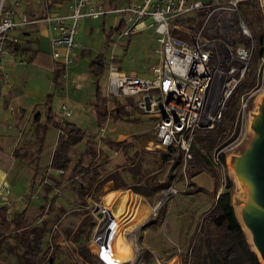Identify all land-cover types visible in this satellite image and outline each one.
I'll return each instance as SVG.
<instances>
[{
  "label": "rangeland",
  "instance_id": "obj_1",
  "mask_svg": "<svg viewBox=\"0 0 264 264\" xmlns=\"http://www.w3.org/2000/svg\"><path fill=\"white\" fill-rule=\"evenodd\" d=\"M27 1L29 6L33 4L37 13L42 14L44 9H48L47 4L50 0ZM52 2L63 5L67 0H53ZM241 9L255 38L259 39L262 32L261 10L249 2H244ZM118 16V13H114L113 18H108V23L110 24L112 21L113 25L117 23ZM147 23H150V20ZM131 37L136 46H132L125 61L133 62L134 65L156 63L157 58L154 52L156 43L146 41L147 38H150L149 34L141 33ZM89 41L92 46L91 50L100 48L103 41L100 26L98 31L90 32ZM25 44L27 45L21 46V61H24L33 50L29 44H35V41L29 39ZM147 52L151 54L149 57L145 56ZM253 63V66L256 64L255 72H252L251 68L248 76H254V87L243 88L242 84L228 106V110H235L236 126L234 130L228 132L221 127L225 136H223L220 148L205 152L208 156H216L217 152L222 151L226 157V164L220 169L217 167L214 170L204 168L202 172L192 177L187 176L183 164L176 159L165 160L163 158V154L155 144L154 121L142 115L134 98L121 99V102H127L128 106L132 108L131 111H125L123 115L124 118L143 119L141 125L119 124L110 119L105 129L99 130L90 104L97 85V77L94 74L89 73L91 77L84 78V80L81 75H77L76 81L65 77L64 81L66 84L68 83L65 92L67 91L66 94L71 96L70 98L65 93L59 92L60 87L52 82L50 76H47L46 80H41V84L46 83V87L51 88V91L56 90L51 105L59 112L61 104L68 101L74 108V114L69 120L80 125L85 131V138L77 147V151L73 153L74 157L78 158L91 135H94L91 138V141L94 142H101V137H108L113 141L125 140L130 146L127 150H111L101 143L98 164H101L105 171L99 178L83 176L72 182L66 181L53 189L40 186L36 193L31 190L30 183L20 194L16 189H11L12 193L8 200L15 202L14 196L17 194L25 202L41 205L46 203L49 206V216L45 218L44 222L38 221V225L44 223L47 229L39 241V246L42 251L49 247L53 253L51 257L41 258L37 264H115L117 260L110 257H105L109 263L105 262L100 256V246L94 243L96 242L95 231L99 219L103 217L98 216L95 208L100 206L101 210L100 204H108L112 200L111 205L113 207L115 205L114 210L118 211L124 196L128 197L126 203L131 206V210L121 214L120 219L124 227L126 242L133 237L131 243L134 246V252L131 257L130 255L127 257V259L130 257L127 262L119 264H181L185 253L191 251L193 236L199 229L203 216L212 208L218 194L225 190L231 191L232 203L244 228V211L248 205L249 194L246 181L239 173L238 162L247 155L248 148L255 142L257 132L254 122L264 100V76L261 73L258 75V60V64L255 59ZM35 67L28 63L25 67H21V70L28 73L29 76H39ZM105 77L100 78L104 89L107 86V77ZM35 81L33 82L35 83ZM251 93L252 97L243 110L241 99L247 98ZM117 104L113 101L110 107L114 108ZM13 132V138L7 139V142H12L10 150L14 147L21 148L22 152H27L30 155L27 160L34 158L37 155L36 149L39 142L34 135L32 124L23 121L19 124V128ZM59 134L60 132L55 129L48 134L45 150L39 156L41 168L49 165L51 154L59 144ZM6 160L5 164L7 163L12 168L18 164L10 155H6ZM22 164L28 169L34 167L33 162L26 161ZM16 181H13L11 188H17ZM229 181L232 186L228 189ZM123 182L126 187L119 188L118 185ZM171 187L183 191L174 193L171 191ZM12 201L9 204L10 216L19 209L16 204H12ZM157 204L159 207L156 212L151 213L152 207H156ZM246 235L249 240L247 232ZM81 248H85L89 254H94L93 257L84 259L80 254ZM22 252L21 246L13 236L6 237L0 245V264H20L19 259ZM136 254H138L137 258ZM119 260L126 261L125 258Z\"/></svg>",
  "mask_w": 264,
  "mask_h": 264
},
{
  "label": "built area",
  "instance_id": "obj_2",
  "mask_svg": "<svg viewBox=\"0 0 264 264\" xmlns=\"http://www.w3.org/2000/svg\"><path fill=\"white\" fill-rule=\"evenodd\" d=\"M22 2L0 0V100L10 79L1 63L7 53H15L10 47L21 41L14 31L47 24L52 31V55L68 66L74 62V48L79 46L75 41L79 20L109 12L99 0H67L64 9L59 5L44 16L32 17L27 9L20 8ZM244 2L262 12L259 39L246 22L241 9ZM113 12L127 25L119 38L134 33L141 24L154 29L157 61L146 71L126 72L113 61L116 42L106 73V92L128 111L131 106L121 99L134 98L142 115L154 121L156 148L170 159L180 156L186 171L193 159L196 135L224 125L228 106L247 78L256 55L258 75L264 76V52L260 53L259 48V41L264 39V0H143L114 8ZM251 95L241 99L243 110ZM72 115L73 108L64 102L60 121ZM220 152L214 158L217 163ZM2 190L10 194L8 185ZM171 191L183 190L171 187Z\"/></svg>",
  "mask_w": 264,
  "mask_h": 264
},
{
  "label": "trees",
  "instance_id": "obj_3",
  "mask_svg": "<svg viewBox=\"0 0 264 264\" xmlns=\"http://www.w3.org/2000/svg\"><path fill=\"white\" fill-rule=\"evenodd\" d=\"M52 1L48 2V9H44L40 15L44 16L52 8ZM30 14L32 17L38 15L35 10H30ZM126 27L125 21L121 20L109 29L106 33L103 49L89 65V70L97 77L95 95L91 101V106L93 115L97 119L99 130L107 126L109 119L119 124L133 126L143 123L141 118H124L123 113L127 112V108L119 101L108 96L100 81V78L108 70L110 63L108 53H111V49L116 43L114 37L124 31ZM263 44L264 39L259 41L260 53L264 52ZM257 56H255V60ZM39 57L48 58L50 55L47 52L37 50L31 55L29 61L39 63ZM113 61L118 62L115 50ZM255 67L256 64L252 67V72H255ZM66 72L65 67H59L56 70L55 80L61 77L60 75H65ZM254 85V76H247L242 87L246 88L249 86L253 88ZM113 101L118 104L116 107L111 108ZM234 112L235 110L233 109L227 110L224 125L221 126L228 132L233 131L236 126V114ZM58 118L59 114L52 108H48L47 122L49 126L59 130V144L53 151L47 170L42 174L40 181L34 179V184H45L49 189H53L61 186L66 181L72 182L83 176L99 178L105 171L104 167L98 164L101 143H104L111 150H127L130 146L125 140L113 141L108 137H101V142H94L91 141L94 135H91L84 150L76 158L73 153L77 151V147L83 142L85 131L80 125L70 121L69 118L64 121H60ZM221 127L210 131H200L196 135L192 146L193 159L188 162L186 167L187 176H195L202 172L204 168L214 170L217 167L220 169L222 168L221 165L226 164V157L223 152L219 153L218 163L215 161L214 155L208 156L205 153L220 148L223 136H225V132ZM23 155L26 156V154ZM163 158L165 160L170 159L165 154ZM175 159L180 163L182 162L180 156ZM49 168L59 170L61 173L58 175L50 172ZM231 186L232 184L229 181L227 184L228 189ZM118 187L125 188L126 184L123 182ZM49 211V206L46 204L41 206L29 205L11 217L8 214L9 210L6 205L0 207V245L6 237L13 236L23 251L19 259L20 264H37L41 258L51 257L53 253L51 248L48 247L43 251L40 249L39 241L45 235L47 229L44 223L38 225L39 220L44 222L45 218L49 216ZM192 243L191 251L185 253L181 264H262L256 252L252 249L246 232L236 214L230 190H225L218 194L212 208L203 216L200 227L193 236ZM80 254L84 259L94 255L89 254L85 248L80 249Z\"/></svg>",
  "mask_w": 264,
  "mask_h": 264
},
{
  "label": "crops",
  "instance_id": "obj_4",
  "mask_svg": "<svg viewBox=\"0 0 264 264\" xmlns=\"http://www.w3.org/2000/svg\"><path fill=\"white\" fill-rule=\"evenodd\" d=\"M99 1L103 3V7L109 10V12L98 18L84 17L79 20V30L75 36V41L79 44V46L74 48L73 50L74 62L68 66H64L60 62V60H57L53 57L52 31L47 24L41 23L35 27L28 28L24 31L17 30L13 32L16 35H20L21 41L16 46L10 47L11 49L15 50V53L12 52L7 53L4 56L3 62L1 63L3 69L9 73L10 79L9 82L5 84L3 87L2 97L0 100V207L6 205L8 207L9 212L11 210L9 204L12 200H8V198L12 193L11 189L13 190L16 189V191L20 194V192L24 188L28 187L29 183L31 184V190L34 193L38 192L40 186L47 187L45 184H34V179L40 181L42 174L44 173V171L47 170V167L49 166L48 165L45 168H41L39 156L45 150V144L48 134L52 132L53 129L57 130L55 127L48 125L47 110L48 108H52L56 113L59 114L61 110V106L58 112L51 105L52 103L51 101L55 97L56 90L51 91L52 90L51 88L46 87L45 85L46 83H44V85L41 84V80H46L47 76H50L52 78V82L55 83L57 87L58 86L60 87L59 92H63L66 94L67 91L65 92V89L66 87L68 88V83L66 84V81H64L65 76H67V78H70L71 81H76L77 75H81V77H83L82 80H84V78L89 79L91 77L90 74L92 73L89 70V65L96 58L98 53L103 49L106 41V33L109 31L111 27L115 26L118 22L121 21L119 15L117 23H115L114 25H113V21L110 24L108 23V18L110 17L113 18V14L116 13L113 12V9L120 8L122 6L131 3L143 2V0L140 1L99 0ZM65 4L62 5L58 2H54L50 10L58 8L59 5H62L61 9L62 8L64 9ZM20 8L27 9L29 12L30 10H35L37 12L36 8L33 7V4L32 6H29V2L28 1L26 2V0H23ZM38 15H40V13H38ZM99 26L101 27V31L103 34V41L98 50H91L92 46L89 41V34L91 31L93 32L98 31ZM141 33L149 34L150 38H147L146 41H153L156 43V47L158 46L156 40L157 35L154 29L143 24L139 25L138 29L134 33H131L128 36H123L119 38V33H118L117 35H115L116 39L114 37V39L116 40L115 42H117L115 46V52L118 60L117 64L122 70L126 72L146 71L151 66V64L149 63H142V65L137 63L134 65L133 62L125 61V59H127L128 54H130L131 52L132 46H136L134 45L135 41L131 36L138 35ZM29 39L35 41V44L33 45L29 44L30 46H32L31 48L33 50L27 55L24 61H21L20 60V57L22 56L21 46L27 45L25 44V42L28 41ZM37 50L47 52L50 55V57L48 58L39 57L38 60L39 63L37 62L34 63L29 61L31 55ZM110 55L111 53H108V57H110ZM150 55H151L150 52H147L145 56L149 57ZM28 63L36 66L35 71L38 73V75L40 74L39 76H35V77L29 76L28 73L26 74L24 71L21 70V67H25V65H27ZM132 65L134 66L131 67ZM62 66L65 67V69L67 70V75H60L61 77L55 80L56 70H58L59 67ZM123 66L124 68H122ZM43 74L45 76H42ZM105 76L106 74L103 77ZM33 81H35V83ZM79 86L81 85L79 84ZM106 90H107V86H106ZM70 97L71 96H69V98ZM67 103L69 104V106L73 108V106L68 101ZM73 114H74V108H73ZM23 121H25V123L29 122L30 124H32L34 135L39 142V146L36 149L37 155L34 157L35 159L31 158L30 160H27L30 158V155L27 152H22L21 148L14 147L12 150H10L12 142L11 143L7 142V139L9 137L13 138L14 136V135L12 136V133L14 134L13 131H16V129L19 128V124ZM23 154H26V156ZM52 154L50 160L52 158ZM6 155H10L13 159L16 160L18 164L15 165V167L13 168L10 167L7 163L5 164V161L7 162ZM26 161L33 162L34 167L29 169L26 168L24 164H22L23 162ZM50 172L54 173L53 170H51ZM14 180H17L16 181L17 188L15 187L11 188ZM5 185H8L10 187L9 195L5 194L4 191L2 190V187ZM47 188L49 189V187ZM14 197H15L14 198L15 202L12 201V204L13 203L14 205L16 204L19 207V209H17L13 213V215L16 212L21 211L25 206H29V205L41 206V204H37L34 202L32 203L25 202L22 198H20V195L16 194V196Z\"/></svg>",
  "mask_w": 264,
  "mask_h": 264
},
{
  "label": "water",
  "instance_id": "obj_5",
  "mask_svg": "<svg viewBox=\"0 0 264 264\" xmlns=\"http://www.w3.org/2000/svg\"><path fill=\"white\" fill-rule=\"evenodd\" d=\"M254 128L257 132L254 144L239 162V173L248 186L249 201L244 211V228L250 230L249 242L264 264V100L257 113ZM159 207V204H157ZM99 217L103 216L100 206L95 208ZM243 227V226H242ZM249 228V229H248ZM248 233V232H247Z\"/></svg>",
  "mask_w": 264,
  "mask_h": 264
},
{
  "label": "bare ground",
  "instance_id": "obj_6",
  "mask_svg": "<svg viewBox=\"0 0 264 264\" xmlns=\"http://www.w3.org/2000/svg\"><path fill=\"white\" fill-rule=\"evenodd\" d=\"M127 198H128L127 196H124L122 198L123 202H122V205H120V208L118 211L114 210L115 205L114 207L111 205L112 200L108 204H105V203L100 204L101 210L103 212V217L99 219L98 227L95 231V241L96 242L94 243L100 246L101 248L100 256L107 263L109 262L105 259V257H110V258H113L114 260H117L115 264H119L120 262H127L134 252V246L131 243V240H133V237H131L126 242V237L123 231L124 227L120 219L121 214L126 213L127 211L131 210V206H128L126 203ZM156 210L157 209L155 206L152 207L151 213H155ZM244 231L246 230L244 229ZM247 232H248V236L250 237L251 236L250 230H247ZM125 244H126V247H124ZM129 255L130 257L127 259ZM137 255L138 254H136V258H137ZM121 258H125L126 261L125 260L118 261V259H121Z\"/></svg>",
  "mask_w": 264,
  "mask_h": 264
}]
</instances>
